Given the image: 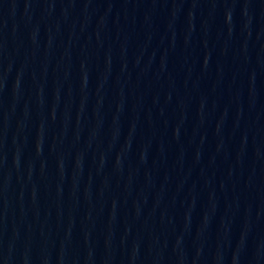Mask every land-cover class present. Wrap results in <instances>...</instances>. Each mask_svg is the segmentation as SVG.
<instances>
[{
	"label": "water",
	"instance_id": "95a60500",
	"mask_svg": "<svg viewBox=\"0 0 264 264\" xmlns=\"http://www.w3.org/2000/svg\"><path fill=\"white\" fill-rule=\"evenodd\" d=\"M0 264H264V0H0Z\"/></svg>",
	"mask_w": 264,
	"mask_h": 264
}]
</instances>
